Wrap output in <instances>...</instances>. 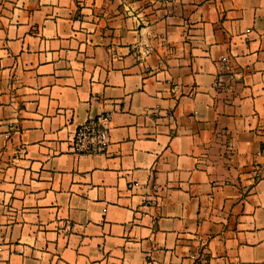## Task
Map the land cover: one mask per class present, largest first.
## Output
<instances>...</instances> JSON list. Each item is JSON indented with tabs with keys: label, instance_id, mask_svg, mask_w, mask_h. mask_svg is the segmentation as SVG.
Segmentation results:
<instances>
[{
	"label": "crops",
	"instance_id": "1",
	"mask_svg": "<svg viewBox=\"0 0 264 264\" xmlns=\"http://www.w3.org/2000/svg\"><path fill=\"white\" fill-rule=\"evenodd\" d=\"M0 264H264V0H0Z\"/></svg>",
	"mask_w": 264,
	"mask_h": 264
},
{
	"label": "built area",
	"instance_id": "2",
	"mask_svg": "<svg viewBox=\"0 0 264 264\" xmlns=\"http://www.w3.org/2000/svg\"><path fill=\"white\" fill-rule=\"evenodd\" d=\"M107 120L106 116L99 117L79 126L72 139V149L80 154L105 152L110 143Z\"/></svg>",
	"mask_w": 264,
	"mask_h": 264
}]
</instances>
